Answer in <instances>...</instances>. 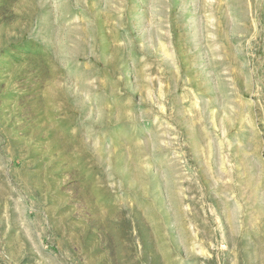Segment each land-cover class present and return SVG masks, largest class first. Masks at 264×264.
<instances>
[{
  "label": "rangeland",
  "instance_id": "1",
  "mask_svg": "<svg viewBox=\"0 0 264 264\" xmlns=\"http://www.w3.org/2000/svg\"><path fill=\"white\" fill-rule=\"evenodd\" d=\"M0 264H264V0H0Z\"/></svg>",
  "mask_w": 264,
  "mask_h": 264
}]
</instances>
